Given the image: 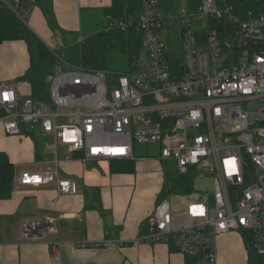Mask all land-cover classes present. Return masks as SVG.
Wrapping results in <instances>:
<instances>
[{
	"label": "built area",
	"instance_id": "built-area-1",
	"mask_svg": "<svg viewBox=\"0 0 264 264\" xmlns=\"http://www.w3.org/2000/svg\"><path fill=\"white\" fill-rule=\"evenodd\" d=\"M140 5L138 22L109 19L103 30L140 32L149 74L140 73L141 54L127 72L60 66L48 78L49 104L21 100L4 85L0 124L10 136L40 126L56 155L66 146L87 159L129 161L139 158V145L156 148L146 159L174 161L180 175L212 173V198L198 197L184 213L162 199L143 240L171 245L195 264H217L218 238L239 232L249 255L264 257V0H196L174 11L158 0ZM60 171L56 156L44 170L21 172L15 188L56 184L61 195H76L77 184ZM57 235L52 216L26 219L16 233L54 254Z\"/></svg>",
	"mask_w": 264,
	"mask_h": 264
},
{
	"label": "crops",
	"instance_id": "crops-1",
	"mask_svg": "<svg viewBox=\"0 0 264 264\" xmlns=\"http://www.w3.org/2000/svg\"><path fill=\"white\" fill-rule=\"evenodd\" d=\"M2 1L15 9L51 49L58 48L57 44L62 48L72 34L84 37L85 21L93 23L103 15L102 23L107 22L110 18L105 10L112 6V0H53L59 26L54 32L35 0L21 4L17 0ZM30 64L25 41L1 43L0 93L4 85H10L21 100L31 98V85L18 80ZM42 138L53 143L40 126L31 131L23 125L19 135L10 136L0 124V155H5L14 167L11 197L0 200V264H190L171 245L143 240L165 184L161 171H154L158 170L155 161L142 156L121 164L116 160H92L84 152H73L66 146H60L56 155L48 148L50 144L43 149ZM56 156L61 162V177L77 184L76 195H61L56 184L15 188L14 179L21 172L44 170ZM45 216L57 219V254L44 243L24 244L16 237L24 220ZM83 241L108 244L79 248ZM217 264H249V251L241 233L230 232L218 238Z\"/></svg>",
	"mask_w": 264,
	"mask_h": 264
},
{
	"label": "trees",
	"instance_id": "trees-1",
	"mask_svg": "<svg viewBox=\"0 0 264 264\" xmlns=\"http://www.w3.org/2000/svg\"><path fill=\"white\" fill-rule=\"evenodd\" d=\"M18 1L21 4L26 0ZM158 1L167 11L176 9V0ZM187 1L191 5L193 1L196 2V0ZM35 4L43 12L50 28L58 32L59 26L53 0H35ZM140 13V0H112V6L105 10L106 16L112 20H133L134 22H138ZM65 35L68 34L64 33ZM71 37L78 38L79 41L69 43L64 40V47L60 51L52 50L28 27L15 9L0 0V44L8 41L27 43L31 64L27 72L18 80L31 85V98L36 102L50 103L48 78L54 75L60 66L69 64L89 71L110 72L114 68L111 55L114 51H119L127 57L130 70L132 63L142 51V35L136 29L128 32L100 29L93 35L82 37V40H80V34H72ZM0 115H2L1 108ZM117 163L121 164L124 161ZM197 173L198 171H191L187 175L176 173L174 177H170L169 173L166 174V181L158 202L168 198L169 195H192L195 192L194 180ZM13 177V165L5 155H0V200L11 197ZM148 232L149 230L146 234ZM188 261L190 264H195L193 259ZM249 264H264V257L250 253Z\"/></svg>",
	"mask_w": 264,
	"mask_h": 264
},
{
	"label": "rangeland",
	"instance_id": "rangeland-1",
	"mask_svg": "<svg viewBox=\"0 0 264 264\" xmlns=\"http://www.w3.org/2000/svg\"><path fill=\"white\" fill-rule=\"evenodd\" d=\"M176 4L181 7L186 5V0H176ZM102 19H104V16L101 15V17L94 21L93 23L86 22L84 23V32L83 35L84 37H88L90 34H92L95 31H99L100 29H103L104 24L102 23ZM204 23L208 24L209 23V18L204 19ZM162 41L166 42L167 41V33L164 32L161 34ZM75 41H79L78 38H70L68 40L69 43H74ZM58 46V51L61 50L60 45L57 44ZM111 59L114 64V68L111 69L110 73H119L123 71H128L129 70V64H128V59L127 57L119 52V51H114L111 55ZM141 59V71L140 73H145L147 72L149 74L150 72V66L148 64V56H147V50L144 48L141 51L140 55ZM24 99V97H21ZM61 112H64V110H61ZM51 143V139L48 138H42L41 139V146L43 149H47L48 144ZM136 153L138 156L142 157H148V155H153V153H156V148L152 147H144V146H136ZM155 161L158 165V170L154 169V171H161L163 174V178L166 181V174H170V177H174L175 174H179L177 165L174 161H169V162H164L161 164L160 161H157L156 159L151 160ZM152 164V163H150ZM155 165V164H153ZM213 175L212 173L208 171H198L197 176L194 180L195 182V192L192 195H169L168 199L171 203L172 211L174 213H184L187 210L188 205L190 204L191 201H197L198 197L203 196L212 198L213 192H214V180H213Z\"/></svg>",
	"mask_w": 264,
	"mask_h": 264
}]
</instances>
